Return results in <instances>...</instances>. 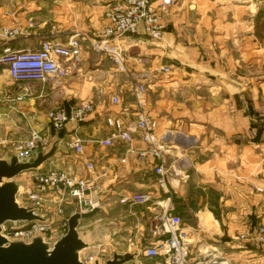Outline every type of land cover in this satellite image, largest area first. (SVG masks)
<instances>
[{
	"label": "crops",
	"instance_id": "obj_1",
	"mask_svg": "<svg viewBox=\"0 0 264 264\" xmlns=\"http://www.w3.org/2000/svg\"><path fill=\"white\" fill-rule=\"evenodd\" d=\"M113 1L0 0V26L21 29L10 43L12 52L36 49L43 40L64 44L76 32L85 36L100 32ZM263 15L264 0H173L161 15L160 41L143 36L124 39L130 71L147 80L145 112L157 121L159 135L170 132L175 140L166 158V165L178 174L169 182V193L156 184L152 160L127 155L121 164L126 155L123 145L103 148L97 143L107 136L104 116L134 118V98L124 83L126 76L90 52L86 43L80 60L66 64L69 74L61 84H35L23 102L7 99L15 93V84L6 74L0 78V126L20 123L16 129L25 139L32 132L49 135L48 111L93 103L94 112L78 132L84 156L77 159L67 146L72 138L69 126L61 133V150L38 168L78 176L87 175L86 162L108 168L97 195L110 200L92 218L81 220L80 238L85 230L95 239V232L86 230L93 221L104 222L113 241L111 254H136L126 264H158V259L143 255L157 239L152 228L154 203L129 207L118 202L125 194L150 193L153 202L170 198L189 235L188 264H198L201 254L213 248L225 254L224 264H264V246L242 239L264 227V117L259 114L264 103ZM29 20L34 24L31 29ZM101 86L120 97V106L98 94ZM129 97L131 103L123 104ZM134 144L145 148L141 142ZM7 157L8 153L0 156ZM74 212L72 205L65 206L66 217Z\"/></svg>",
	"mask_w": 264,
	"mask_h": 264
},
{
	"label": "built area",
	"instance_id": "obj_2",
	"mask_svg": "<svg viewBox=\"0 0 264 264\" xmlns=\"http://www.w3.org/2000/svg\"><path fill=\"white\" fill-rule=\"evenodd\" d=\"M172 3L173 0H114L105 11L106 25L95 36L76 32L64 44L43 40L38 48L22 52H12L10 49V43L21 35V29L0 26V78L6 74L15 84V93L7 99L20 103L32 95V86L35 84H48L52 87L61 84L69 74L66 64L80 60L83 43H86L90 52L103 56L110 61L117 74L126 76L124 83L129 86L134 98V118L118 114L104 116L107 136L97 143L103 148L123 145L126 155L120 159L121 164L126 163L127 155L142 162L152 160L156 184L163 192L169 193V182L178 175L166 165V158L173 150L175 140L170 132L159 135L157 121L145 112L147 80L130 71L129 56L123 41L128 36H143L152 41H160L164 28L161 14ZM33 26V21L29 20L27 28ZM163 71L169 72V68ZM97 92L107 97L112 106H120V97L109 94L106 86L99 87ZM93 112L92 102H81L69 111L56 107L47 112L49 135L32 132L29 139L14 144L9 151L21 156L31 155L38 147H48L55 138L62 140L61 133L70 126L72 138L67 146L80 159L85 151L84 140L78 136V132L87 116ZM259 114L264 117V103L259 108ZM137 141L143 143L145 148H137L134 144ZM84 167L86 176L57 169L24 172L29 185L20 188L16 200L24 208L34 210L43 221L6 222L1 226V234L9 239L24 240L42 235L45 241L54 242L67 229L65 206L72 205L75 211L81 213L102 208L109 198L102 201L97 193H101L100 179L107 176L108 168H99L91 161L86 162ZM118 202L129 207L154 203L157 214L152 228L157 239L144 249L145 257L158 259V264H188L189 235L181 219L174 214L170 198L153 202L150 193H130L120 196ZM242 239L264 246V227H256L251 235L243 236ZM83 254L80 256L82 264L100 263L103 258L97 259L95 252L87 257ZM225 260L222 250L213 248L201 254L198 264H224Z\"/></svg>",
	"mask_w": 264,
	"mask_h": 264
},
{
	"label": "water",
	"instance_id": "obj_3",
	"mask_svg": "<svg viewBox=\"0 0 264 264\" xmlns=\"http://www.w3.org/2000/svg\"><path fill=\"white\" fill-rule=\"evenodd\" d=\"M62 140H55L46 148L38 147L28 156L8 151L7 158H0V264H82L80 256L88 247L77 231L81 220L92 218L99 209L87 213L75 211L67 219L64 235L54 242H47L42 235L31 239H9L1 234V226L6 222L43 221L34 210L21 206L16 196L28 182L20 184L17 176L37 170L47 160L61 150ZM136 254L113 253L111 258L103 257L96 264H126L134 260Z\"/></svg>",
	"mask_w": 264,
	"mask_h": 264
},
{
	"label": "rangeland",
	"instance_id": "obj_4",
	"mask_svg": "<svg viewBox=\"0 0 264 264\" xmlns=\"http://www.w3.org/2000/svg\"><path fill=\"white\" fill-rule=\"evenodd\" d=\"M7 0H5L6 2ZM166 13L163 12L161 15H164ZM261 35L264 37V15L261 19ZM148 93H146L147 96ZM125 102L123 104H130L132 99L131 97L124 99ZM10 123V122H9ZM21 124L17 123L15 124H3L0 126V156L6 155L9 150H11V147L20 142V141H25L26 135L23 134V131L20 129H16V126L19 127ZM15 130H18L17 133H12L15 132ZM31 136V135H30ZM26 173H22L19 176L16 177L18 182L20 184H24L27 182V175ZM94 224L90 225V228L86 231L90 232H95L97 237H94L91 239L90 237L86 236L85 230H82L83 235H81L82 240L88 244V250L84 251L83 256L87 257L92 255L93 252H95V257L97 259H101L102 257L106 258H111L112 254L109 252V247L113 245V241H111V236L107 234L104 222L100 221H93Z\"/></svg>",
	"mask_w": 264,
	"mask_h": 264
}]
</instances>
